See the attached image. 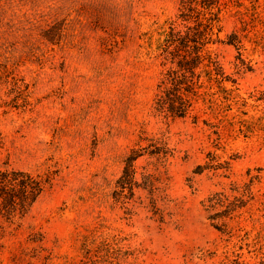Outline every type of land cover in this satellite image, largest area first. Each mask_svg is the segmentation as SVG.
<instances>
[{
  "label": "rangeland",
  "instance_id": "obj_1",
  "mask_svg": "<svg viewBox=\"0 0 264 264\" xmlns=\"http://www.w3.org/2000/svg\"><path fill=\"white\" fill-rule=\"evenodd\" d=\"M179 4L0 0V169L61 170L24 217L10 220L0 212V264H81L83 236L102 222L134 235L146 250L141 264L217 263L205 256L220 233L202 201L231 179L247 180L250 169L264 176V143L238 134L218 141L202 122L155 114L161 67L154 30ZM236 22L226 15L222 39ZM104 28L126 35V42L105 47ZM51 30L55 43L44 38ZM212 50L243 95L264 89L262 49L246 42L242 50L252 71L238 69L235 46L217 43ZM141 136L165 137L174 155L167 162L148 155L137 162L138 180L151 173L157 189L154 195L137 189L126 209L111 193ZM210 152L231 162L230 179L222 171L194 172Z\"/></svg>",
  "mask_w": 264,
  "mask_h": 264
},
{
  "label": "trees",
  "instance_id": "obj_2",
  "mask_svg": "<svg viewBox=\"0 0 264 264\" xmlns=\"http://www.w3.org/2000/svg\"><path fill=\"white\" fill-rule=\"evenodd\" d=\"M227 14L236 17L237 22L235 29L222 39ZM103 30L109 35L105 47L126 42V35L119 31ZM154 32L159 34L156 58L161 67L153 105L155 114L168 119L192 118L195 124L202 122L213 129L218 141L238 134L246 138L257 136L264 143V110L260 109L264 89L243 95L237 79L227 73L212 50L217 43L235 46L238 69L252 71L242 50L249 42L254 51H264V0H180L177 13ZM145 35L153 39V34ZM52 37H57L55 30L44 34L45 39L55 43ZM142 137L124 157L122 174L111 193L114 204L126 209L134 201L137 189L152 195L157 189L151 173L143 174L144 181L138 180L137 162L147 155L167 162L174 155L165 137ZM143 141L148 142L146 146L141 144ZM231 165L210 152L208 161L194 172L222 171L230 179L227 172ZM54 167L48 165L36 172L0 169L2 216L10 220L24 217L56 185L61 170ZM256 171L248 170L247 180L231 179L202 201L207 220L220 233L216 249L205 255L217 259L216 264H264V190L258 188L264 176L262 169ZM81 249V264H141L146 254L134 235L104 222L84 234Z\"/></svg>",
  "mask_w": 264,
  "mask_h": 264
}]
</instances>
